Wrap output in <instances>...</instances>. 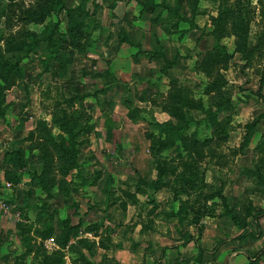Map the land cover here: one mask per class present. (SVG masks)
<instances>
[{
  "label": "rangeland",
  "instance_id": "1",
  "mask_svg": "<svg viewBox=\"0 0 264 264\" xmlns=\"http://www.w3.org/2000/svg\"><path fill=\"white\" fill-rule=\"evenodd\" d=\"M2 12L0 230L15 245L2 258L264 264V0H0ZM50 30L53 49L33 43Z\"/></svg>",
  "mask_w": 264,
  "mask_h": 264
},
{
  "label": "trees",
  "instance_id": "2",
  "mask_svg": "<svg viewBox=\"0 0 264 264\" xmlns=\"http://www.w3.org/2000/svg\"><path fill=\"white\" fill-rule=\"evenodd\" d=\"M10 2H13L14 0H9ZM64 10L65 8H64V6H61V8H60V10ZM4 15V12H2L1 14H0V17L1 16H3ZM247 27H245V25H240V24H236V26H235V31H236V33H237V36H238V38H239V42H241V44H240V46L237 48V51H239V52H241V53H247L246 51V49H247V39H248V31H247ZM55 32V30H50V31H47L46 32V34H43V36L40 38V39H37V38H35V37H32V39H33V43L34 44H38L40 41H46L47 42V44H46V46L47 47H50L51 49H53V47H54V42H53V40H52V36H53V33ZM52 51V50H51ZM184 102H185V104H187L188 106H190V108L191 109H195V110H199V111H204V108H203V106L202 105H200V104H193V103H191V104H189L188 102H187V100L185 99L184 100ZM206 114L207 115H212V117H214V115L213 114H211L210 112H206ZM3 115V110H2V108L0 107V116H2ZM258 119H256L252 124H250V125H248V128H252V127H254L255 125H257V123H258ZM218 125V124H217ZM219 126V125H218ZM67 130L68 131H70V133H69V136H70V143H71V145H74L75 143H76V135L72 132V127H70V128H67ZM65 141V140H64ZM62 147H63V149H61V151H63L64 152V155L65 156H72V159H75V157H76V154H77V152H76V149H75V151L73 150V148L72 149H70V147L69 148H67V146L65 147V145L64 144H62ZM70 149V150H69ZM5 155L8 157V162L12 165V166H14V167H18V166H21V165H24V160H23V158H22V155H21V151L20 150H16V151H9V152H6L5 153ZM165 171L163 170V171H160V172H158V174H157V178H156V180L153 182H150V188H153V190H158L162 185H161V182H162V177L165 175ZM217 196L221 199V200H223V202H224V197L223 196H221L220 195V193L219 194H217ZM230 215V217H231V219L233 220V222L236 224V226H238V227H240V224H239V222H238V220H237V218H236V216L235 215H233V214H229ZM175 216H177L178 217V212H175ZM64 226H67V221L65 222V224H64ZM47 235L48 234H50V232H47L46 233ZM45 236V237H43L42 239H46V238H49V236ZM65 238L61 241L62 243H65V242H67V240H68V236H64ZM59 241V239L57 240V243H61ZM61 243V244H62ZM44 264H48V262L47 261H45L44 262Z\"/></svg>",
  "mask_w": 264,
  "mask_h": 264
},
{
  "label": "crops",
  "instance_id": "3",
  "mask_svg": "<svg viewBox=\"0 0 264 264\" xmlns=\"http://www.w3.org/2000/svg\"><path fill=\"white\" fill-rule=\"evenodd\" d=\"M3 218V216L1 215V217H0V223L2 222V219ZM2 219V220H1ZM7 219V218H6ZM14 219V218H13ZM7 221V220H6ZM16 222V220H14V221H11V224L13 225V223H15ZM4 233V234H3ZM0 234H1V236H0V264H14V262L13 261H10V258H6V259H4L5 258V255H4V252H7V250L9 249H11V251H12V249L13 248H15V245H12L10 242H8V240H7V235H5V232H1V230H0ZM14 241H15V239H14ZM15 243V242H14ZM10 246V247H9ZM9 247V248H8ZM5 249V250H4ZM2 257H4V258H2Z\"/></svg>",
  "mask_w": 264,
  "mask_h": 264
},
{
  "label": "built area",
  "instance_id": "4",
  "mask_svg": "<svg viewBox=\"0 0 264 264\" xmlns=\"http://www.w3.org/2000/svg\"><path fill=\"white\" fill-rule=\"evenodd\" d=\"M8 186V184H7ZM5 202H3L2 200H0V209H2L5 213H8L7 215H9V212H8V209L6 208V206L4 205ZM11 218L12 217H17V215H14V216H10ZM14 218V219H15ZM44 246L48 247V248H51L53 246H55V242H54V239L49 237L47 238L45 241H44Z\"/></svg>",
  "mask_w": 264,
  "mask_h": 264
}]
</instances>
